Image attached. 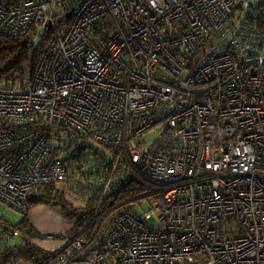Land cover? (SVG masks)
Returning a JSON list of instances; mask_svg holds the SVG:
<instances>
[{"label": "built area", "instance_id": "built-area-1", "mask_svg": "<svg viewBox=\"0 0 264 264\" xmlns=\"http://www.w3.org/2000/svg\"><path fill=\"white\" fill-rule=\"evenodd\" d=\"M257 10L264 0H0V39L43 49L0 80V201L28 216L91 141L153 184L131 209L127 199L104 210L116 188L101 182L94 227L36 264H264Z\"/></svg>", "mask_w": 264, "mask_h": 264}, {"label": "trees", "instance_id": "trees-1", "mask_svg": "<svg viewBox=\"0 0 264 264\" xmlns=\"http://www.w3.org/2000/svg\"><path fill=\"white\" fill-rule=\"evenodd\" d=\"M257 24L260 27L264 26V11L257 10ZM42 44L39 42L35 45L33 39L26 37L7 36L0 39V80L6 81L9 79H18L26 73V68L29 70L35 66L42 54ZM94 157V167L86 172L77 170L78 163L87 162L90 157ZM73 163L68 165V179L66 182H57L48 185L39 195L30 198V208L34 205L44 204L46 206L62 205L68 212L69 205L83 210V217L77 220V228H92L94 227L95 213L101 208L100 198L103 197V187L101 182L111 181L114 183L116 192L110 194L108 202L104 205V210L120 204V201L130 199L125 204L120 205V208L131 209L133 206L132 199L136 193H140L142 189L147 191L151 188L152 181L147 178L137 177L135 168L128 166L123 169L120 164H114L113 160L108 161L107 154L96 142H84L75 147V152L71 154ZM91 159H93L91 157ZM123 167V166H122ZM119 176L120 181L114 182L113 176ZM138 193V196L140 195ZM73 195L78 199L79 205L69 198ZM71 213V212H70ZM3 220V219H2ZM1 220V221H2ZM0 221V223H1ZM7 222V221H6ZM14 229L26 233L29 240L16 247L12 253L19 255L33 263H38L40 260L54 255L55 251H49L34 240L41 236V232L36 229L33 223L27 216H22L17 222L8 221L7 231L9 226ZM96 225H99L98 223ZM56 238L64 237L61 234H55ZM68 234H65V236ZM7 238V237H5ZM8 254V253H7ZM7 254L1 257L7 259ZM0 264H4V261Z\"/></svg>", "mask_w": 264, "mask_h": 264}, {"label": "rangeland", "instance_id": "rangeland-1", "mask_svg": "<svg viewBox=\"0 0 264 264\" xmlns=\"http://www.w3.org/2000/svg\"><path fill=\"white\" fill-rule=\"evenodd\" d=\"M250 1H253V3L255 4L257 3L258 0H250ZM177 31H180V30L178 29ZM34 43L35 45H37L39 43V38L34 39ZM153 134H154L153 130L149 131L143 135V139L148 141L152 138ZM69 198L73 200L76 203V205H79L78 199H75L73 195H69ZM35 206L36 205L32 206L29 210H31ZM45 207L51 210L55 215H58L64 219V222L62 225L60 221H56V226L60 228V231L58 232L49 231V233H57V235L61 234V235H64V237H65V234H68V236H73L78 233L79 228H77L78 226L77 220L83 217L82 209L69 205V208H70L69 211L71 212L70 213L62 205H53V206H45ZM27 215H28V219L30 220L29 211ZM20 219H22V216L19 212L14 210L11 206L0 201V221L2 220L0 223V232L6 229L7 227L6 224L9 220L13 222H17ZM45 220H47L49 223H52L55 220V218L53 216H49ZM151 221L153 225H156V223L154 222V219H151ZM8 228L9 230L16 232L13 236L9 238L11 242L10 249H12L13 251H15L16 247L20 245L21 243H23L25 240H29V238L26 236V233H23L22 231L14 229L11 225ZM64 237L56 238V235H54L52 238H46V240L48 241H45V243L48 246L45 249L49 251H54V250L61 248L65 240ZM38 239H40V237H38ZM56 245L58 247L54 248Z\"/></svg>", "mask_w": 264, "mask_h": 264}, {"label": "crops", "instance_id": "crops-1", "mask_svg": "<svg viewBox=\"0 0 264 264\" xmlns=\"http://www.w3.org/2000/svg\"><path fill=\"white\" fill-rule=\"evenodd\" d=\"M46 205L44 204H38L35 207H33L31 210H29L30 213V220L33 223V225L36 227L38 231L42 233H49L50 232H58L60 231V228L56 226V221H60L61 225L64 222V219L61 218L58 215H55L51 210L45 207ZM49 216H53L55 220L52 223H49L47 219ZM28 217V216H27ZM49 234H57V233H49ZM14 234L11 233L10 237L13 236ZM9 237V238H10ZM9 238H0V263L4 261V264H36L33 263L31 260H27L23 257H20L17 254L12 253L11 248V242ZM45 241H48L46 239H43L42 236H40V239L36 238L34 242L38 245H40L43 248H46L48 245L45 243ZM60 243V242H59ZM58 247L57 245L54 247ZM12 255L14 257V261L10 263L11 261L8 258V254ZM7 254V259L4 257H1L3 255Z\"/></svg>", "mask_w": 264, "mask_h": 264}]
</instances>
